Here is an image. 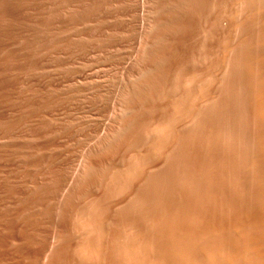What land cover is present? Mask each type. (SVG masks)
I'll return each instance as SVG.
<instances>
[{"label": "rangeland", "instance_id": "374dc122", "mask_svg": "<svg viewBox=\"0 0 264 264\" xmlns=\"http://www.w3.org/2000/svg\"><path fill=\"white\" fill-rule=\"evenodd\" d=\"M261 2L260 0L258 2L257 0H0V264H67L73 260L71 264L76 262L94 264V245L99 242L106 249L109 246L108 241L111 240L109 238L112 237L114 243L110 241L112 243L104 253L110 255L117 249L120 252L122 247L125 248L124 246L128 248L125 242L135 234L131 233L138 234L136 227V229L133 227L136 231L128 232L132 229L130 225L133 220L135 219L134 224L135 221L139 222L135 224L136 226L145 229L146 224L143 226L145 220L142 217L147 210L150 212L159 209L160 200H164L162 201L164 205L165 199L172 200L177 197L178 200L174 198L171 205L170 200L169 203L166 202L173 208V201L182 200L183 195L187 197L191 195L195 196V199L189 196L192 204H199V201L200 205L203 204L200 199L203 191L210 192L213 189L208 183L213 176L207 179L209 175H213L209 174L213 172V168L209 164L211 155L208 153V148L216 149L220 153L225 149L222 154H226L223 152L231 153L230 155L238 153L240 156L241 152H246L245 156H248L252 151L250 141L253 138L250 135H254V130L249 129V124L253 126V123L245 109L249 97L250 75L246 72L247 67L244 64L248 58L264 55V48L262 49L264 46L259 40L262 33H258L264 31L262 25L264 0ZM226 37H228V50L225 51L227 58L223 57L220 51L218 54L216 50H222ZM215 59L219 70L214 65ZM260 67V70L264 71V65ZM208 75L214 84L211 83L212 86L209 84V87L206 86L210 83ZM200 85L205 86L204 89L201 87L202 92L197 91ZM208 89L212 90L213 94ZM193 90L197 91L195 92L197 94L208 91L212 95H208L204 100L200 98L197 100ZM189 91L194 95L188 96ZM183 99L186 101L189 99L188 104H185ZM175 101L181 103L176 104ZM224 102L226 103L223 104ZM174 103L175 106L177 105L176 109L182 110V113L177 112ZM178 104L179 108H177ZM226 104L229 108H226L228 107ZM186 105L193 109L197 108L193 111L197 113L190 116L194 120L189 116L182 118L181 114L187 112L185 110L189 108H186ZM181 120H184V123ZM196 121H200L197 122L199 125ZM233 123L241 126L239 132H235L237 137L240 135L239 142L235 141L239 146L237 148L228 147V143L236 139V134H233L235 138L230 136L234 133L230 129L234 127ZM166 125H171L173 132L170 128L166 129ZM206 128L209 130L212 128L213 130L210 131L212 134ZM175 132L177 133L174 135ZM161 133L162 136H166L161 137ZM169 133L173 134L176 140L172 139L171 135L169 137ZM227 134L228 143L224 141V145L223 138ZM210 136L214 141L210 140L209 143ZM161 138L162 140H159ZM164 141L172 148H167V145L162 148V142L166 143ZM203 141L205 145L208 143L210 145L204 147L208 154L202 149L205 146L201 145ZM133 146H136L135 154H140L139 157L134 155ZM184 147H187L186 150L182 149ZM152 148L154 153L150 150ZM162 149L163 151H158ZM231 149L233 152L230 151ZM141 151L149 152L145 154L146 156L143 153V156L145 158L150 156L148 157L150 162L156 164L153 165L148 160L149 164H147L149 166L152 164L151 168L145 165L148 158L142 156L144 162L141 159ZM196 152L199 153L198 157L202 155L204 157H201L205 169L202 165L201 168L204 171L198 168L199 164L194 160ZM184 153L188 154L187 157ZM192 156L194 159H191ZM242 156L244 157V154ZM198 159L197 161L201 162V159ZM138 160L145 164L142 165L140 161L138 163ZM192 160L197 164L196 167L192 165ZM207 164L211 165L209 168L212 171L206 169ZM190 165L194 168L192 169ZM131 167L136 171L138 167V171L143 172L135 175L143 176L142 179H135L133 174L136 171L130 170ZM179 168L182 170L179 171ZM206 170L210 172L206 173ZM186 171L194 175L187 177L194 180L197 178L196 181L201 174L209 175L207 178V175H201L206 179L201 177L197 183L194 182L198 184L197 187L193 182L188 184L189 180L184 176ZM184 178L187 181L183 180ZM248 178L251 179V176L247 175L246 180ZM251 180L248 181L250 183L253 181L254 184L255 180ZM249 182L246 181L248 183L246 186ZM180 188L186 193L179 190ZM198 188L201 191H198ZM173 191L176 193L173 194L174 197H172ZM177 193H180V197L185 194L179 198ZM239 194L237 193L238 197ZM153 195L162 199L155 203L152 199L156 197ZM196 195L198 200L200 199L198 202ZM237 195L235 194L236 197ZM138 197L144 198V201L142 199L143 202L139 201ZM187 197H184L186 199L183 202L188 201ZM149 198L152 199L148 202ZM240 199L245 200V194ZM190 201L188 203L192 207ZM187 205L181 206L183 212L179 214L178 210L176 218L175 207L173 213H170L171 208L167 207V209L162 205L161 207L165 208H163L165 214H173V218L177 219L179 215L182 218L183 215L185 217L188 214L191 207ZM186 208L189 209L187 212ZM138 209L141 213L144 212L143 210L145 212L141 214ZM169 209L171 210L168 211ZM170 214L168 216L172 217L173 215ZM99 215L104 217L101 219ZM145 216L148 217L145 223L152 225V222H149L151 217L146 214ZM106 217L107 219H104ZM184 217L182 219L186 221L187 217ZM124 220L125 222L128 220L130 225ZM161 221L163 224L161 222L159 224L164 226V228L161 226V229H172L169 221L164 219ZM150 224L147 229L151 228L149 232L153 233L155 226L151 227ZM119 226L126 228L123 229L125 232ZM116 227L122 232L120 235L126 233L124 239L119 235ZM116 230L118 236L122 237L123 243L120 241L118 244L114 241V236L117 238L114 234ZM98 232L100 238L97 236ZM95 239L100 241L97 242ZM161 240L165 241V238L162 237ZM93 241L97 243L92 245ZM137 242L139 248L141 244L144 245L139 237ZM78 244L80 247L77 246ZM76 248L78 251H74ZM86 248L89 249L88 252ZM123 248L121 251H124ZM126 251L131 252L128 249ZM118 252L110 256L117 259L118 261L115 260L117 263L122 260V252ZM115 254L121 259L116 258ZM107 259L110 260L109 256ZM95 260L97 261L96 258ZM101 263L100 261L98 264Z\"/></svg>", "mask_w": 264, "mask_h": 264}, {"label": "bare ground", "instance_id": "6f19581e", "mask_svg": "<svg viewBox=\"0 0 264 264\" xmlns=\"http://www.w3.org/2000/svg\"><path fill=\"white\" fill-rule=\"evenodd\" d=\"M213 1V0H212ZM253 1V0H252ZM255 1V0H254ZM216 2V1H215ZM214 2V3H215ZM241 2V1H240ZM257 2H258V0H257ZM260 2H261V0H260ZM231 3V2H230ZM253 3V2H252ZM262 3V2H261ZM235 4V3H234ZM213 5V4H212ZM217 6V5H216ZM232 6H234V5H232ZM242 6V5H241ZM251 7V6H250ZM262 7V6H261ZM241 8V7H240ZM250 9V8H249ZM259 10H260V8H259ZM234 11V10H233ZM257 11H258V9H257ZM254 12V11H253ZM218 13V12H217ZM257 13V12H256ZM260 13V12H259ZM258 13V14H259ZM224 14V13H223ZM230 14H231V12H230ZM233 14V13H232ZM234 15V14H233ZM246 15V14H245ZM217 16V15H216ZM215 16V17H216ZM235 16H237V15H235ZM256 16H258V15H256ZM223 17V16H222ZM255 17V16H254ZM230 18V17H229ZM235 18V17H234ZM249 18V17H248ZM228 19V18H227ZM230 19H232V18H230ZM230 19H229V21H230ZM232 21V20H231ZM225 22V21H224ZM228 22V21H227ZM234 23V22H233ZM239 23V22H238ZM241 23V22H240ZM257 23V22H256ZM242 24V23H241ZM260 24H262V23H260ZM236 25V24H235ZM262 25H264V24H262ZM221 26V25H220ZM223 26H225V25H223ZM229 26V25H228ZM237 26V25H236ZM235 26V27H236ZM233 27H234V25H233ZM242 27H244V26H242ZM259 27H261V26H259ZM258 27V28H259ZM264 27V26H263ZM237 28H238V26H237ZM254 29V28H253ZM255 29H257V28H255ZM261 29H263V28H261ZM261 29H258V30H261ZM234 30H236L235 28H234ZM230 33V32H229ZM254 33V32H253ZM258 33H262V35L260 36V42H261V44L264 46V31L262 32V30H261V32H258ZM40 34V33H39ZM231 35V34H230ZM260 35V34H259ZM228 36V35H227ZM246 36V35H245ZM225 37V36H224ZM228 37H230V36H228ZM228 37H226V42L225 41H223L222 43H223V45H224V47H221L222 48V50H220V49H216V50H218L217 51V53L220 51L221 52V55L223 56V57H225L226 56V50H228V44H227V41H228ZM231 37H233V36H231ZM236 37V36H235ZM259 37V36H258ZM224 39V38H223ZM222 39V40H223ZM248 40V39H247ZM20 41V40H19ZM205 42V41H204ZM242 42V41H241ZM221 43V42H220ZM244 43V42H243ZM242 43V44H243ZM256 43H258V42H256ZM230 44V43H229ZM220 46V45H219ZM227 47V49H225ZM235 47V46H234ZM262 47V46H261ZM218 48H220V47H218ZM231 48V46L229 47V49ZM237 48V47H236ZM264 47H262V49H263ZM249 49V48H248ZM250 50V49H249ZM261 51V50H260ZM249 52V51H248ZM5 53V52H4ZM216 53V54H217ZM229 53V52H228ZM231 53V52H230ZM262 53V52H261ZM261 53H259V54H261ZM215 54V55H216ZM219 54V53H218ZM243 54V53H242ZM247 54V53H246ZM263 54V53H262ZM220 55V56H221ZM248 55V54H247ZM232 56V55H231ZM212 57L213 56H211L210 58L212 59ZM221 58L222 57H220V60H221ZM226 58H227V56H226ZM207 59H208V57H207ZM244 59V58H243ZM246 59V58H245ZM217 60H218V58H217ZM227 60V59H226ZM216 61V59L214 60V62ZM219 61V60H218ZM213 62V61H212ZM219 63H221V61L219 62ZM199 64H201V63H199ZM214 65H215V67H217L218 68V70H219V65L218 64H216V62L214 63ZM214 65H212L213 67H214ZM242 65H243V63H242ZM246 67H247V71L246 72H248V74L250 75V81H248V82H250L249 83V85H248V99H247V103H246V108L245 109H247V113H248V116H249V118L251 119V121H252V125L253 126H251V124H249L250 126H249V129L250 128H253V130H254V132H253V134L254 135H250L251 136V138H253V140H249L250 142H251V147H250V149L252 150L251 151V153H250V155L248 154V156H245V155H247L246 154V152L245 153H242L241 152V156L240 155H238V153L237 154H235V153H233L232 155H230V154H227V152H223V153H226V154H222V151H225V149H222V151H221V153L219 152V151H217L216 149H213V148H211V147H209L210 145H209V141L210 140H212V138H211V136L209 137V138H211V139H209L208 140V144H206V145H209L208 147V153H210V155H211V163H209V162H207V163H209V164H211L212 165V167H211V165L209 166V164H207L208 166L206 167V169H208L209 167H211V168H213L212 170H213V172L212 173H209L210 171H212L210 168H209V170L210 171H208L207 172V170L205 171L206 173H209V174H213V175H209V178H207L208 177V175L205 173V174H201L202 176L203 175H207L206 176V178L209 180V179H211V177H212V179L210 180V181H208V180H206V182L208 181V183H209V186L211 187V188H213L210 192H206V191H203V193H202V196H200V199H201V201H203V204L202 205H200V199L198 200V197H197V195H196V200H197V202L199 201V204H195L194 205V203L192 204V202L190 201L191 200V198L190 197H192L191 195H189L188 197L185 195H183V194H185L186 192L184 191V189H179V190H183V192H185V193H183L182 195H183V198H182V200H180L179 199V201H177L178 200V198L176 197H174V191H175V189H174V191H173V193H172V197H174L175 199H177L175 202L173 201L172 202V206H174L175 207V210H176V212L178 211L179 212V214H181L182 212H183V209L181 208V206L182 205H187V206H189V207H191L190 206V204L188 203V201H190L191 202V204H192V207L190 208V210L188 209V208H186V212H187V210H189L188 211V214H186V216L185 217H187V218H185L184 217V215H183V217L186 219V221L184 220V219H182V218H180L181 217V215H179L180 217V220H177V219H179V218H177V219H175L176 218V214H178V212L177 213H174L175 214V218H173L174 217V215L173 214H170L172 211H173V208H171V206L169 207L168 206V204L166 203V202H168L169 203V200L171 199H169L168 200V198L167 199H165L166 200V202H164L165 204H167V205H163L162 203V201H164V200H160V199H162L161 197H160V199H159V197L157 196H155V195H153V196H155L156 198H154V199H152V198H149V200H148V202L150 201V199H152V200H154L155 201V203H156V201H158V200H160V202H161V204L159 203V209L158 208H156V210H151V208H150V212H148V210H147V212L145 213L146 215H148L149 216V218L151 217V219H150V221L149 222H152V225H154L155 227L153 228V233H150L149 232V230H151V228L150 229H147V227L149 226V224L148 223H145L146 222V220L148 219V217L147 216H145V214H144V216L143 217H145V218H143L141 215V217H142V219H144L145 221H143V223H144V225L143 226H145V224H146V228L145 229H147V230H145L144 228H142L141 226L139 227V225H135L136 223H139V222H137V221H135V224H134V220H133V222H132V225H130L129 223V221L128 220H130V219H128L126 222H125V220H124V222L127 224L128 222V224L132 227V229L131 230H129L128 232H130V231H136V230H134V228L136 227L137 228V235H136V232H132L131 234H134V235H131L130 233H129V235H131L130 236V239H129V241H126L125 242V244L128 246V248L126 247V246H124L125 248H123V250L124 251H121L122 250V248H121V250H120V248H119V250H120V252H122L121 253V256H122V260H121V262H116L115 260H117V259H114V258H112V257H110V256H112L113 255V253H116V252H118V247L116 248L117 249V251L116 252H113L112 254H110L109 255V253H104V251L107 249V248H109V246L111 245V243L113 242V238L111 237V238H109V239H111L110 241H112V242H110V241H108V243H109V246H108V244H107V248L106 249H104L105 247H103V246H101L100 245V243L98 242V241H100V240H96V241H93L92 242V245L95 243H97V245H94V246H92L91 245V247H94V251H95V253H96V255H95V253H94V261H95V263L94 264H96V262H97V264L98 263H100V261L102 262L101 264H264V71L261 69L260 70V65H264V55H262V56H256V57H252V58H248V60H246V64H244ZM211 66V65H210ZM212 67V69L213 70H215L214 68ZM243 67V66H242ZM187 69V68H186ZM208 69V68H207ZM193 70V69H192ZM202 70V69H201ZM210 70V69H209ZM220 70H221V68H220ZM243 70V69H242ZM194 71V70H193ZM205 71V70H204ZM204 71H203V73H204ZM208 71V70H207ZM206 71V72H207ZM210 71H212V70H210ZM210 71H208V73H210ZM217 72H219V71H217ZM217 72H215L216 74H217ZM242 72V71H241ZM196 73V72H195ZM199 73H200V70H199ZM212 74H214V72H211ZM220 73V72H219ZM221 74V73H220ZM244 74V73H243ZM203 75V74H202ZM201 75V76H202ZM204 75H206V74H204ZM211 75V74H210ZM245 75H246V73H245ZM249 75L247 76V77H249ZM199 76V75H198ZM213 76V75H212ZM220 76V75H219ZM204 77V76H203ZM216 77V76H215ZM223 77V76H222ZM199 78H201V77H199ZM210 77H209V75H208V81H210L211 79H209ZM218 78V77H217ZM225 79V78H224ZM202 80V79H201ZM200 80V81H201ZM212 80H214V79H212ZM218 80H219V78H218ZM223 80V79H222ZM185 81V80H184ZM181 82V81H180ZM190 82V81H189ZM214 82H216L215 80H214ZM227 82V81H226ZM246 82V81H245ZM192 83V82H191ZM206 83V82H205ZM208 83V82H207ZM211 83L213 84V81H210V83H208V85H206V86H208L209 87V84L211 85ZM184 84V83H183ZM203 84V83H202ZM219 84V83H218ZM217 84V85H218ZM246 84V83H245ZM197 85H199V84H197ZM214 85V84H213ZM243 85V84H242ZM247 85V84H246ZM212 86V85H211ZM201 85H200V90H199V88H198V90L197 91H200V92H202L201 91ZM204 88H205V86H203ZM202 87V89H204ZM197 88V87H196ZM178 89V88H177ZM182 89V88H181ZM213 89H214V87H213ZM246 91H247V89L246 88H244ZM168 90H169V88H168ZM205 90H207V89H205ZM210 89H208V91H209ZM197 91H194L193 90V93H195V92H197ZM208 91H204L203 93H201L200 94V92L198 93V94H200L199 95V97H197V93H195L196 94V99L198 100V98H200V99H202V100H204V99H206L207 97H208V95H212L213 93H212V90H210V92L212 93V94H209V92ZM216 91V90H215ZM229 91V90H228ZM174 92V91H173ZM183 92V91H182ZM190 92L192 93V91H189V92H187V93H189L190 94ZM235 92V91H234ZM177 93V92H176ZM137 94H139V93H137ZM172 95V94H171ZM180 95V94H179ZM187 95V94H186ZM194 94H190V95H188V96H193ZM221 96H224V95H221ZM134 97V96H133ZM136 98V97H135ZM186 98H187V96H186ZM195 98H192V99H194V100H196ZM212 98V97H211ZM237 98V97H236ZM139 99V98H138ZM168 99V98H167ZM190 99V98H189ZM189 99L187 100V101H189ZM192 99H190V100H192ZM220 99V98H219ZM146 100V99H145ZM145 100H144V102H145ZM184 100V99H183ZM202 100H200V102L202 101ZM223 100H225V99H223ZM227 100V99H226ZM139 101V100H138ZM140 101H141V99H140ZM178 101H179V99H178ZM185 101V104L187 103V101L186 100H184ZM220 101V100H219ZM46 102H48V101H46ZM131 102H133V101H131ZM176 102V101H175ZM193 102V101H192ZM191 102V103H192ZM222 102V101H221ZM220 102V103H221ZM177 103H179V102H176V104ZM181 103V102H180ZM179 103V104H180ZM183 103V102H182ZM204 103V102H203ZM208 103V102H207ZM226 102H224L223 104H225ZM230 103V102H229ZM45 104V103H44ZM48 104V103H47ZM179 104H178V107L177 108H179ZM184 104V103H183ZM188 104V103H187ZM193 104V103H192ZM191 104V105H192ZM173 105V104H172ZM189 105H190V102H189ZM185 106L186 108L187 107H189L188 109H186L185 111H187V112H185V113H183V114H181V116H182V118L183 117H186V116H189V118H190V116H192V114H194V113H197V112H194L193 113V111H196V109H193V108H190L191 106ZM195 105V104H194ZM227 106H228V104H226ZM139 106V105H138ZM173 106H175V103H174V105ZM177 106V105H176ZM176 106H175V109H176ZM181 106V105H180ZM198 106V105H197ZM133 107V106H132ZM184 107V108H185ZM195 107H196V105H195ZM194 107V108H195ZM224 107H226V106H224ZM138 108V107H137ZM161 108V107H160ZM174 108V107H173ZM182 108V107H181ZM180 108V109H181ZM226 108H229V106L228 107H226ZM153 109V108H152ZM183 109V108H182ZM201 109V108H200ZM224 109V108H223ZM151 110V109H150ZM149 110V111H150ZM176 110H178L177 112H179L180 110L179 109H176ZM243 110H244V108H243ZM174 111V110H173ZM207 111V110H206ZM223 111V110H222ZM226 111V110H225ZM228 111H229V109H228ZM245 112H246V110H244ZM140 112V111H139ZM152 112V111H151ZM176 112V113H177ZM183 111L181 110L180 111V113H182ZM243 112V111H242ZM245 112H243V113H245ZM217 113V112H216ZM163 114V113H162ZM185 114V115H184ZM187 114V115H186ZM222 114V113H221ZM179 115V114H178ZM184 115V116H183ZM194 116V115H193ZM248 116H247V118H248ZM164 117V116H163ZM171 117V116H170ZM180 117V116H179ZM214 117V116H213ZM242 117H243V115H242ZM246 117V116H245ZM181 118V117H180ZM181 118V119H182ZM200 118V117H199ZM224 118H225V115H224ZM176 120H177V118H175ZM184 119H188V118H184ZM190 119H193L194 120V118L193 117H191ZM190 119H189V121H190ZM206 119V118H205ZM204 119V120H205ZM238 119H240V118H238ZM159 120V119H158ZM199 120V119H198ZM201 120V119H200ZM206 120H208V119H206ZM205 120V121H206ZM170 121H172V120H170ZM180 121V120H179ZM182 121V120H181ZM184 121V120H183ZM182 121V122H183ZM174 122V121H173ZM181 122V123H182ZM193 122V121H192ZM198 121H196V123H197ZM200 122V121H199ZM198 122V123H199ZM201 122H203V121H201ZM235 122V121H234ZM157 123H159V122H157ZM163 123V122H162ZM169 123H171V122H169ZM169 123H167L168 125H169ZM175 123V122H174ZM184 123V122H183ZM197 123V124H198ZM217 123V122H216ZM249 123H251L250 121H249ZM139 124V123H138ZM180 124V123H179ZM205 124V123H204ZM234 124V123H233ZM236 124H238V122L236 123ZM236 124H234V127H232V128H230L232 131L231 132H234V133H231L230 134V131H228V130H230L227 126V128H228V132H229V134H230V136L232 135L234 138H235V136H236V139H234V141L232 142V143H228L227 142V139H228V134H227V136L226 137H224L223 138V142L222 143H224V141H226L227 143H228V147H236L237 148V142H235V141H238V139H239V136L240 135H238V137H237V134L236 133H238L239 132V129H240V127L239 126H236ZM242 124V123H241ZM171 125H172V123H171ZM167 126V128L166 129H168V128H170V127H172V126ZM199 125V124H198ZM197 125V126H198ZM203 125V124H202ZM201 125V126H202ZM231 126H232V123L230 124ZM177 126V125H176ZM183 126V125H182ZM194 126V125H193ZM200 126V127H201ZM220 126V125H219ZM244 126V125H243ZM221 127V126H220ZM219 127V128H220ZM163 128V127H162ZM199 128V127H198ZM208 128V127H207ZM206 128V129H207ZM13 129V128H12ZM138 129V128H137ZM140 129V128H139ZM150 129V128H149ZM157 129V128H156ZM163 129H165V128H163ZM162 129V130H163ZM173 128H170V130H172ZM183 129V128H182ZM197 129V128H196ZM200 129V128H199ZM211 130H213L212 128H210ZM218 129V128H217ZM222 129V128H221ZM249 129H248V131H249ZM143 130V129H142ZM161 130V131H162ZM169 130V129H168ZM174 130H175V128H174ZM178 130V129H177ZM185 130V129H184ZM187 130V129H186ZM190 130V129H189ZM201 130V129H200ZM207 130H209V129H207ZM211 130H209V132L211 131ZM225 130V129H224ZM244 130V129H243ZM243 130H241V132L243 131ZM151 131V130H150ZM13 132V131H12ZM165 132H166V130H165ZM170 132V131H169ZM172 132H173V130H172ZM171 132V133H172ZM186 132V131H185ZM196 132V131H195ZM206 132V131H205ZM209 132H207V133H209ZM223 132V131H222ZM236 132V133H235ZM251 132V133H252ZM136 133V132H135ZM177 132H175V133H173L174 135L176 134ZM182 133V132H181ZM211 133V132H210ZM220 133V132H219ZM227 133V132H226ZM138 134V133H137ZM136 134V135H137ZM149 134V133H148ZM166 134V133H165ZM173 134L171 135L170 133H169V137H170V135H171V137H173ZM203 134V133H202ZM212 134V133H211ZM221 134H223V133H221ZM233 134H236L235 136L233 135ZM250 134V133H249ZM8 135V134H7ZM163 134L161 133V137H164V136H166V135H164V136H162ZM168 135V134H167ZM197 135H199V134H197ZM197 135H195V136H197ZM152 136H154V135H152ZM185 136V135H184ZM206 136V135H205ZM209 136V135H208ZM217 136V135H216ZM215 136V137H216ZM231 136V137H232ZM249 136V135H248ZM253 136V137H252ZM134 137V136H133ZM135 137H137V136H135ZM134 137V138H135ZM168 137V136H167ZM138 138V137H137ZM176 138H177V136H176ZM184 138V137H183ZM202 138V137H201ZM217 138V137H216ZM216 138H213V139H216ZM227 138V139H226ZM250 138V137H249ZM166 139V138H165ZM164 139V140H165ZM172 139H174V140H176L174 137L172 138ZM185 139V138H184ZM190 139V138H189ZM196 139V138H195ZM220 139H221V141H222V137H220ZM231 139V138H230ZM146 140V139H145ZM158 140V139H157ZM159 140H162V138L161 139H159ZM206 140V139H205ZM204 140V141H205ZM233 140V139H232ZM231 140V141H232ZM143 141V140H142ZM198 141H199V139H198ZM197 141V142H198ZM203 141V143L201 144V145H203L205 142ZM212 141H214V140H212ZM211 141V142H212ZM220 141V142H221ZM230 141V142H231ZM150 142V141H149ZM161 142V141H160ZM166 141H164V143H165ZM188 142V141H187ZM186 142V143H187ZM191 142V141H190ZM194 142V141H193ZM192 142V143H193ZM239 142V141H238ZM244 142V141H243ZM143 143V142H142ZM148 143V142H147ZM153 143V142H152ZM157 143V142H156ZM167 143V142H166ZM163 144V142H162V144H161V147L163 148V146L164 145H167V148H172V147H168V143L167 144ZM171 143V142H170ZM249 143V142H248ZM149 144V143H148ZM147 144V145H148ZM173 144V143H172ZM171 144V145H172ZM194 144V143H193ZM193 144H191V145H193ZM221 144V143H220ZM135 145V144H134ZM146 145V146H147ZM158 145H160L159 143H158ZM182 145H184V144H182ZM195 145V144H194ZM200 145V144H199ZM205 145V144H204ZM206 145L205 146H203V151H204V149L206 150L205 152H206V154H208L207 153V149L206 148H204V147H206ZM224 145H225V143H224ZM150 146V145H149ZM190 146V145H189ZM221 146V145H220ZM226 146H227V144H226ZM246 146H248V145H246ZM134 147V155H137V154H135L136 152H135V147L136 146H133ZM154 147V146H153ZM158 148H159V146H157ZM157 147H156V149H157ZM164 147H166V146H164ZM182 146H180V148H181ZM197 147V146H196ZM195 147V148H196ZM201 147V146H200ZM218 147H219V145H218ZM223 147V146H222ZM239 147V146H238ZM141 148V147H140ZM139 148V149H140ZM187 148V147H186ZM186 148L184 147V148H182V149H184V150H186ZM193 148L194 147H192L191 149L193 150ZM246 148V147H245ZM161 149V148H160ZM191 149H190V151H191ZM198 149V152H199V148H197ZM220 149V148H219ZM227 149V148H226ZM230 149V148H229ZM229 149H227V150H229ZM233 149V148H232ZM230 150V151H232L233 152V150ZM241 149V148H240ZM239 149V150H240ZM248 149V148H247ZM138 150V149H137ZM141 150V149H140ZM143 150H146V149H143ZM142 150V151H143ZM151 151H153V153H154V150H153V148L152 149H150ZM149 150V151H150ZM164 150H166L165 148H164ZM238 150V149H237ZM242 150V149H241ZM245 150V149H244ZM48 151V150H47ZM132 151H133V149H132ZM140 152L141 153V157L143 156V153H144V155L146 154V153H149V152H147V151H145V152ZM150 151V152H151ZM156 151V150H155ZM158 151H163V149L162 150H158ZM167 151H168V149H167ZM179 151V150H178ZM247 151V150H246ZM44 152V151H43ZM165 152V151H164ZM180 152H182V150H180ZM236 152V151H235ZM239 152V151H238ZM247 152H249V150L247 151ZM132 153V152H131ZM153 153H151L152 154V156H154L153 155ZM158 153V152H157ZM168 153H169V151H168ZM183 153V152H182ZM203 153V152H202ZM202 153H201V155H202ZM133 154V153H132ZM151 154H149V155H151ZM160 154V153H159ZM177 154V153H176ZM184 154H186V156L185 157H187V153H184ZM195 154H197V152L195 153ZM194 154V155H195ZM199 154V153H198ZM198 154L197 155H195V159H194V156H192L193 158H191V159H194L196 162H197V164H199L198 165V168L200 167L201 168V165H202V158L201 157H203V155L202 156H200V157H198ZM204 154V153H203ZM205 154V155H206ZM242 154H244V157L242 156ZM45 155V154H44ZM140 155V154H139ZM139 155H137L138 157H139ZM155 155H156V153H155ZM179 155H182V154H179ZM191 155H193V154H191ZM146 156V155H145ZM148 156V155H147ZM207 156V155H206ZM140 157V158H141ZM144 157V156H143ZM143 157L141 158V159H143ZM148 157H150V156H148ZM147 157V158H148ZM161 157H163V156H161ZM180 157V156H179ZM184 157V158H185ZM200 158L201 159V162H198L197 161V159L198 158ZM18 158H19V156H18ZM23 158V157H22ZM25 158V157H24ZM140 158H138V159H140ZM145 158V157H144ZM147 158H145V159H147ZM157 158V157H156ZM159 158V157H158ZM204 158V157H203ZM145 159H143V161L145 162ZM150 159H152V158H150ZM155 159V158H154ZM154 159H153V161H154ZM166 159V158H165ZM169 159H171V158H169ZM177 159H179V158H177ZM182 159V158H181ZM186 159V158H185ZM190 158H189V160H191ZM200 159H198V160H200ZM148 160H149V158L147 159V161L145 162V163H143V161H140V160H138V163H142V165L143 164H145V165H148L149 164V162H150V160H149V162H148ZM159 160V159H158ZM194 160H192L193 161V163H192V165L194 166V167H196V165L197 164H195V161ZM50 161V160H49ZM137 161V160H136ZM140 161V162H139ZM166 161H168V160H166ZM192 161H190V162H192ZM159 162V161H158ZM165 162V161H164ZM189 162V163H190ZM148 163V164H147ZM150 163H152V161L150 162ZM155 164H156V162H154ZM154 163H152L153 165H154ZM183 163V162H182ZM205 163V162H204ZM203 163V164H204ZM53 164V163H52ZM151 164V165H152ZM184 164V163H183ZM191 164V163H190ZM135 165V164H134ZM150 165V166H151ZM167 165V164H166ZM176 165V164H175ZM178 165H179V162H178ZM51 166V165H50ZM136 166V165H135ZM137 166H138V164H137ZM149 166V165H148ZM149 166V167H150ZM191 166V165H190ZM193 166H191L192 167V169L194 168ZM204 165H202V167H203ZM146 166H144V168H145ZM156 167V166H155ZM166 167V166H165ZM182 168H183V166H181ZM186 167V166H185ZM129 168H130V166H129ZM135 168V167H134ZM151 168V167H150ZM198 168H195V170L197 169V170H199ZM204 169H205V166L203 167ZM203 168H201V170L202 171H204L203 170ZM133 168L131 167V169L130 170H132ZM156 169V168H155ZM185 169V168H184ZM184 169H183V171H184ZM133 170H135L136 171V169H133ZM132 170V171H133ZM139 170H141V169H139ZM142 170H143V168H142ZM147 170V169H146ZM149 170V169H148ZM152 170H153V168H152ZM179 171L180 170H182L181 168H179L178 169ZM187 170V169H186ZM23 171V170H22ZM131 171V172H132ZM154 171V170H153ZM166 171V170H165ZM202 171H201V173H202ZM137 172H139V173H137ZM148 172V171H147ZM146 172V173H147ZM167 172V171H166ZM165 172V173H166ZM178 172V171H177ZM188 172H190V171H188ZM187 171L184 173V176L186 177V178H188L187 176H189V175H191V173H188ZM195 172V171H194ZM133 173H135V172H133ZM143 173V172H142ZM140 171H138V167H137V171H136V173L135 174H133L134 176L135 175H137V174H142ZM183 173V172H182ZM186 173H188V174H186ZM193 173V172H192ZM159 174V173H158ZM186 174V175H185ZM195 174V173H194ZM198 174L200 175V173L198 172ZM215 174V175H214ZM199 175H198V177H199ZM200 175V178L202 177ZM247 175H250L251 176V179L252 180H255V182H254V184H253V181L251 180V179H249L248 178V180L250 181H252L251 183L254 185H252L248 180H246V176ZM132 176V175H131ZM147 176V175H146ZM184 176H180V177H184ZM191 176H193L194 177V175L192 174ZM114 177H116V176H114ZM136 177V176H135ZM142 177L143 176H139V177H136L135 179H138V178H140V179H142ZM148 177V176H147ZM164 177V176H163ZM162 177V178H163ZM180 177H178V179L180 178ZM186 178H184L183 180H186ZM200 178H198V180H200ZM202 178H204V177H202ZM206 178H204V180L206 179ZM134 179V180H135ZM164 179V178H163ZM174 179H175V177H174ZM181 180H182V178H180ZM196 179L197 178H195V180L192 178L191 179V177H189L188 178V184H190V183H192L193 182V184L195 185V186H197L195 183H197V181H196ZM160 180V179H159ZM137 181V180H136ZM156 181V180H155ZM167 181V180H166ZM170 181V180H169ZM178 181V180H177ZM180 181V180H179ZM187 181V180H186ZM202 181V180H201ZM246 181L247 182H249V185L248 186H246L248 183H246ZM184 181H182V183H183ZM195 182V183H194ZM202 182H204V181H202ZM205 182V183H206ZM136 183V182H135ZM169 183V182H168ZM174 183V182H173ZM185 183V182H184ZM199 183V182H198ZM159 184V183H158ZM176 184V183H175ZM200 184V183H199ZM154 185V184H153ZM177 185V184H176ZM185 185H186V183H185ZM201 185V184H200ZM199 185V186H200ZM252 185V186H251ZM160 186V185H159ZM194 186V188L196 189V187ZM250 186V187H249ZM129 187V186H128ZM136 187V186H135ZM149 187H151V186H149ZM156 187V186H155ZM176 187V186H175ZM174 187V188H175ZM198 187V186H197ZM126 187H124V189H125ZM129 188H132V187H129ZM137 188V187H136ZM159 188V187H158ZM177 188V187H176ZM183 188V187H182ZM187 188V187H186ZM200 189L202 188V187H199ZM198 188V191H201L200 189ZM123 189V190H124ZM191 189V188H190ZM130 190V189H129ZM129 190H127V191H129ZM154 190V189H153ZM152 190V191H153ZM167 190H169V189H167ZM178 190V189H177ZM176 190V191H177ZM197 190V189H196ZM126 191V190H125ZM166 191V190H165ZM172 191V190H171ZM170 191V192H171ZM140 192V191H139ZM148 192H149V190H148ZM156 192V191H155ZM155 192H154V194H155ZM169 192V191H168ZM197 192V191H196ZM239 194L240 192L241 193H243V194H245V200L243 199H240L241 197H242V195L243 194H239L240 195V197H238V195H237V193ZM134 193H136V192H134ZM145 193V192H144ZM150 193V195H152V192H149ZM159 193V192H158ZM167 193V192H166ZM191 193H193V191L191 192ZM141 194V193H140ZM163 194H165V193H163ZM169 194H171V193H169ZM168 194V195H169ZM176 194V193H175ZM178 194V193H177ZM180 194V193H179ZM177 195V196H179V198H181L182 197V195H181V197H180V195ZM188 194H190V193H188ZM187 194V195H188ZM235 194L237 195V197L235 196ZM129 195V194H128ZM135 195H137V194H135ZM150 195H148L147 194V196H150ZM157 195H159V194H157ZM167 195V194H166ZM167 195V196H168ZM193 195V194H192ZM199 195H200V193H199ZM198 195V196H199ZM142 197H143V195H141ZM140 196V197H141ZM146 196V195H145ZM145 196H144V198H145ZM146 196V197H147ZM160 196H162V194L160 195ZM176 196V195H175ZM83 197V196H82ZM140 197H138L139 199H140ZM164 195H163V199H164ZM170 197V196H169ZM184 197H187L188 198V201H184V202H186V203H184L183 202V200H185L186 198H184ZM195 196H193L192 198H194ZM143 198V199H144ZM173 198V199H174ZM142 199V198H141ZM139 200V201H142V200ZM156 199V200H155ZM172 199V200H173ZM174 199V200H175ZM190 199V200H189ZM195 199V198H194ZM193 199V200H194ZM151 200V201H152ZM172 200H170V205H171V201ZM72 201V200H71ZM144 201V200H143ZM142 201V202H143ZM146 201V200H145ZM182 201V202H181ZM122 202V201H121ZM193 202H195V201H193ZM99 203V202H98ZM123 203V202H122ZM146 203H147V201H146ZM152 203H153V201H152ZM181 203H183V204H181ZM50 204V203H49ZM70 204V203H69ZM132 204V203H131ZM140 204V203H139ZM154 204V203H153ZM152 204V205H153ZM155 205V204H154ZM161 205L162 206H164L165 208H171V209H169L168 211H170V213H167V214H165V211H164V207H161ZM40 206V205H39ZM68 206V205H67ZM148 206V205H147ZM160 207L163 209H161L160 210ZM153 208V207H152ZM167 208V209H168ZM47 209V208H46ZM45 209V210H46ZM110 209V208H109ZM108 209V210H109ZM121 209V208H120ZM166 209V210H167ZM78 210V209H77ZM107 210V209H106ZM125 210V209H124ZM127 210V209H126ZM175 210L173 211V212H175ZM181 210V211H180ZM139 213H141L140 212V210L138 209L137 210ZM142 211V210H141ZM144 212H145V210H143ZM152 211H155V212H152ZM158 211H160V212H158ZM164 211V212H163ZM167 211V212H168ZM76 212V211H75ZM144 212H142V213H144ZM172 212V213H173ZM32 213V212H31ZM39 213V212H38ZM105 213V212H104ZM117 213V212H116ZM123 213V212H122ZM136 213V212H135ZM141 213V214H142ZM72 214V213H71ZM117 214H119V213H117ZM116 214V215H117ZM125 214V213H124ZM173 215L172 217H170V216H168V215ZM185 214V213H184ZM104 215H106V213L104 214ZM126 215V214H125ZM124 215V216H125ZM100 216V215H99ZM107 216V215H106ZM136 216V215H135ZM102 217H104L103 215L102 216H100V218L102 219ZM122 217V216H121ZM128 217V216H127ZM127 217H126V219H127ZM147 217V218H146ZM39 218V217H38ZM75 218V217H74ZM73 218V219H74ZM120 218V217H119ZM68 219V218H67ZM104 219H107V217L106 218H104ZM141 219V220H142ZM154 221H153V220ZM165 220V221H169L170 222V224H171V228L172 229H170V230H164V229H161L162 227L164 228V226H162V222L163 221H161V220ZM100 220V219H99ZM112 220V219H111ZM123 220V219H122ZM137 220V219H136ZM141 220H140V222H141ZM152 220V221H151ZM156 220V221H155ZM159 220H160V222L162 223V224H159L160 222H159ZM182 220V221H181ZM184 220V221H183ZM113 221V220H112ZM116 221V220H115ZM120 221H121V219H120ZM147 221V222H148ZM154 222H158V223H154ZM103 223V222H102ZM120 223V222H119ZM118 223V224H119ZM142 223V222H141ZM96 224H100V223H96ZM158 226H157V225ZM69 225V224H68ZM117 225V224H116ZM135 225V226H134ZM142 225V224H141ZM151 224H150V226L151 227H153ZM159 225H160V228H159ZM162 226V227H161ZM96 227V226H95ZM95 227H93V228H95ZM120 227V226H119ZM134 227V228H133ZM97 228V227H96ZM95 228V229H96ZM116 228H118V227H116ZM120 228H122V227H120ZM135 228V229H136ZM100 229V228H99ZM123 229H126V228H122V231H123ZM129 229V228H128ZM86 230V229H85ZM89 230H91V229H89ZM102 230V229H101ZM100 230V232H102ZM87 231V230H86ZM97 231H99L98 230V228H97ZM118 233H119V235H120V233H122V232H120V230H119V228H118ZM127 231V230H126ZM68 232V231H67ZM100 232H98L99 233V235H97V236H99V238H100ZM105 232V231H104ZM123 232H125V231H123ZM68 233H70V231L68 232ZM67 233V234H68ZM94 233V232H93ZM114 233V232H113ZM118 233H117V230H116V233H114L115 235H117V238L119 237V238H121L120 240H118L117 238H116V236H114V234H112L114 237H115V240L114 241H116V242H118V244L120 243V241H122V243L124 242L123 241V239H124V237L123 236H125L126 235V233H125V235H120V236H122L123 237V239H122V237H120V236H118ZM150 233V234H149ZM128 234V233H127ZM69 235V234H68ZM128 235V236H129ZM72 236V235H71ZM86 236V235H85ZM127 236V237H128ZM134 236H136V237H134V238H137V239H134L133 237ZM139 237V240L141 239L142 241H143V244L144 245H142L141 244V242H140V247L142 248V246H144L143 247V249L141 250V248H139V242H137V240H138V237ZM67 237H70V236H67ZM110 237V236H109ZM162 237H164L165 238V241H162L161 240V238ZM66 238V237H65ZM79 238V237H78ZM70 239V238H69ZM63 240V239H62ZM65 240V239H64ZM105 240V239H104ZM118 240V241H117ZM69 241V240H68ZM77 242V241H76ZM83 242V241H82ZM115 242V243H116ZM32 243V242H31ZM62 243V242H61ZM67 243H69V242H67ZM114 243V242H113ZM121 243V245L123 246V244ZM138 243V244H137ZM66 244V243H65ZM75 244V243H74ZM83 245V244H82ZM106 245V244H105ZM121 245L119 246V245H117L116 244V246H119V247H121ZM65 246V245H64ZM76 246V245H75ZM78 247H80V244H78L77 245ZM138 246V247H137ZM88 247H89V245H88ZM87 247V248H88ZM75 248V247H74ZM86 248V251L88 252L89 251V249H87ZM90 248V247H89ZM129 248H132L133 250H137L136 252H134L133 250H130ZM42 249V248H41ZM115 249V250H116ZM129 250V251H133V253H131V252H125V250ZM140 249V250H139ZM108 250V249H107ZM114 250V251H115ZM74 251H78L77 250V248H76V250H74ZM73 251V253H75ZM39 252V251H38ZM86 252V253H87ZM120 252H118V253H120ZM80 253H82V252H80ZM118 253H117V255H118ZM67 254V253H66ZM104 254H106V256H107V258H108V256H109V258H110V260H108L107 258H106V256L104 255ZM120 255V254H119ZM67 256V255H66ZM65 256V257H66ZM69 256V255H68ZM83 256V255H82ZM99 258H97V257ZM114 256H116V254L114 255ZM37 257V256H36ZM68 258V260H70V258L69 257H67ZM66 258V259H67ZM83 258V257H82ZM95 258L97 259V261L95 260ZM112 258V259H111ZM116 258H119V257H117L116 256ZM38 259V258H37ZM36 259V260H37ZM114 259V260H113ZM119 259H121V258H119ZM32 260V259H31ZM61 260V259H60ZM85 260V259H84ZM34 261V260H33ZM71 261V260H70ZM74 261V260H73ZM73 261H71V262H73ZM93 261V260H92ZM93 261V262H94ZM115 261V262H114ZM118 261V260H117ZM69 262V261H68ZM71 262H69L70 264H71ZM85 262V261H84ZM36 263V262H35ZM61 263V262H60ZM69 263H67V264H69ZM83 263V262H82ZM62 264V263H61ZM66 264V263H65ZM76 264H79V263H77L76 262ZM92 264V263H91Z\"/></svg>", "mask_w": 264, "mask_h": 264}]
</instances>
